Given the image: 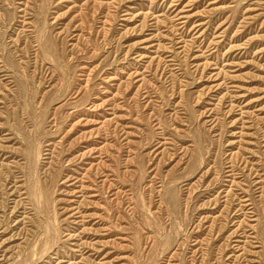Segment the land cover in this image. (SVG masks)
I'll return each instance as SVG.
<instances>
[{
    "label": "rangeland",
    "instance_id": "1",
    "mask_svg": "<svg viewBox=\"0 0 264 264\" xmlns=\"http://www.w3.org/2000/svg\"><path fill=\"white\" fill-rule=\"evenodd\" d=\"M0 264H264V0H0Z\"/></svg>",
    "mask_w": 264,
    "mask_h": 264
}]
</instances>
